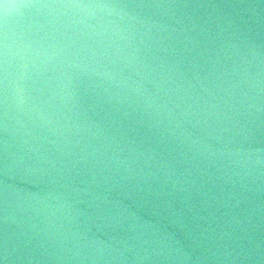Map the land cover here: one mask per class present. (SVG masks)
<instances>
[{
	"label": "water",
	"instance_id": "obj_1",
	"mask_svg": "<svg viewBox=\"0 0 264 264\" xmlns=\"http://www.w3.org/2000/svg\"><path fill=\"white\" fill-rule=\"evenodd\" d=\"M144 2L179 6L152 16L158 27L153 29L156 63L170 79L161 85L148 76L144 86L173 109L188 142L161 134L159 125L150 127L131 111H106L91 104L70 121L81 127L65 133L67 148L75 155L61 157L55 145L33 153L0 130V264H60L29 258L35 244L28 243L29 214L11 199L5 220L6 185L21 200L56 195L58 184L39 180V173L32 171L37 167H67L82 188L93 186V173L98 181L117 171L132 176L141 194L126 198L119 186L102 189L109 193L105 210L137 217L130 222L143 223V230L155 237L180 238L189 253L183 264H264V174L261 165L249 171V165L228 155L242 144L252 160L264 157V0ZM169 85H180V92L173 93ZM5 139L8 152L17 153L16 167L6 169L12 158L6 156ZM110 235L117 237L112 245L123 249L118 241L133 232ZM139 247L126 251L124 261L85 259L73 264H174L135 261Z\"/></svg>",
	"mask_w": 264,
	"mask_h": 264
},
{
	"label": "clouds",
	"instance_id": "obj_2",
	"mask_svg": "<svg viewBox=\"0 0 264 264\" xmlns=\"http://www.w3.org/2000/svg\"><path fill=\"white\" fill-rule=\"evenodd\" d=\"M177 7L144 0H0V130L33 153L55 145L61 157L75 155L67 148L65 133L81 127L70 121L91 104L106 111H131L150 127L159 125L161 134L187 143L189 134L173 109L144 86L148 76L161 85L170 79L156 63L153 29L158 27L152 16L157 10ZM169 90L178 93L181 86L169 85ZM9 147L5 139L6 156L12 158L6 169L16 167L17 153H9ZM228 155L249 165V171L261 165L264 174V157L252 160L244 145L229 149ZM32 171L39 173V180L58 184L55 196L21 200L7 185L4 196L6 221L10 199L29 214L28 243L35 241L29 258L60 264L85 259L124 261L125 252L139 244L135 261L183 264L189 259L180 238L155 237L143 230V223L130 222L137 217L119 209L105 210L109 193L102 189L119 186L126 198L141 194L132 176L117 171L98 181L93 173V186L82 188L67 167ZM125 229L133 235L118 241L123 249L114 247L110 241L117 237L110 234ZM98 232L109 240L100 239Z\"/></svg>",
	"mask_w": 264,
	"mask_h": 264
}]
</instances>
